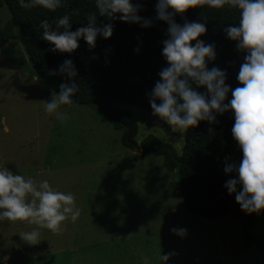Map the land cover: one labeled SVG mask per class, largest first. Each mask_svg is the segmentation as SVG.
Instances as JSON below:
<instances>
[{
	"label": "rangeland",
	"instance_id": "374dc122",
	"mask_svg": "<svg viewBox=\"0 0 264 264\" xmlns=\"http://www.w3.org/2000/svg\"><path fill=\"white\" fill-rule=\"evenodd\" d=\"M10 18L1 7L0 168L71 192L81 213L76 222L65 221L59 234L39 228L35 245L19 234L36 225L0 221V264H142L144 256L159 264L157 252L173 250L177 255L168 264H261L258 249L242 247L236 217L207 221L191 214L176 172L166 171L160 156L135 161L140 152L123 146L124 130L102 122L97 110L62 105L68 114L63 123L46 113L44 102L54 93L38 79L20 42L5 37ZM198 39L208 43L206 37ZM215 52L207 66L222 69ZM126 109L137 126L138 148L153 136L181 155L185 134L171 132L152 112ZM223 167L218 172L227 181ZM254 216L252 235L262 238L264 211ZM173 227L186 228V236L171 233Z\"/></svg>",
	"mask_w": 264,
	"mask_h": 264
},
{
	"label": "clouds",
	"instance_id": "9594fccd",
	"mask_svg": "<svg viewBox=\"0 0 264 264\" xmlns=\"http://www.w3.org/2000/svg\"><path fill=\"white\" fill-rule=\"evenodd\" d=\"M62 2L18 0L21 8L39 6L49 11H55ZM94 4L99 17L106 18L108 23L99 24L96 13H90L87 23L75 31H70L72 25L68 15L58 18L55 28L47 20L40 22L43 40L54 46L50 51L71 54L78 48L81 38L89 49H94L98 35L103 39L112 36L111 21L117 19L141 28L153 24V19L138 15L144 10L139 0L136 3L132 0H94ZM205 5L215 9L227 5L239 10L238 25H227L223 31L227 38L235 41L238 51L246 53L236 75L242 86L230 89L226 84V71L207 66L206 61L215 60V45L198 39L206 32L203 23L184 19L183 14L188 9ZM154 9V19L167 24L166 38L161 41V55L167 66L158 72L159 79L146 93L152 114L169 125L171 132L183 135L200 121L212 124L217 114L231 112L234 118L231 133L242 156L239 163L225 158L223 171L230 178L223 186L229 195H234L241 211L260 215L264 211V0H156ZM177 15L184 19L183 24L175 21ZM139 50L134 49L137 53ZM107 51L110 50H106V54ZM57 71L70 82L59 85V93L52 94L50 102H44V110L63 123L68 114L60 109L62 105L74 103L77 72L70 59L58 65ZM201 87L206 93L198 91ZM230 91L231 99H227ZM80 213L71 192L53 188L48 180L37 184L32 178L26 179L7 167L0 168V221L36 225L37 228L19 234L26 243L40 242L39 228L59 234L64 222H76ZM170 232L183 238L187 229L173 227ZM176 255L174 250L157 252L155 259L159 264H168L170 257ZM142 264H150V258L142 257Z\"/></svg>",
	"mask_w": 264,
	"mask_h": 264
},
{
	"label": "trees",
	"instance_id": "16d2710c",
	"mask_svg": "<svg viewBox=\"0 0 264 264\" xmlns=\"http://www.w3.org/2000/svg\"><path fill=\"white\" fill-rule=\"evenodd\" d=\"M132 2L136 3L137 0ZM139 2L144 10L138 15L153 19L151 27L141 28L138 24L117 19L111 21L113 33L110 38L103 39L98 35L94 49H89L81 38L78 48L69 54L50 51L54 46L43 40L40 22L47 20L55 28L56 20L68 15L72 25L70 31H75L87 23L86 18L90 13H96L99 24L108 23L106 18L99 17L94 0H63L55 11L39 6L24 9L19 6L18 0H0V8L6 6L11 15L4 28V35L7 39L15 38L20 42L38 79L45 82L51 92L58 94L59 85L70 82L66 76L58 73V65L65 59L72 60L77 72V92L73 97V104L92 107L99 112L102 122L112 124L116 130L123 129L122 144L129 149L133 148L126 142L127 130L111 119L128 125L131 142L136 145L134 138L137 126L126 108L134 107L152 112L146 93L159 79L158 72L167 66L161 55V41L166 38L167 24L154 19L156 0ZM183 16L188 22L196 21L205 25L206 32L201 37H206L208 43L215 45L230 89L242 86L236 80V75L246 53L238 51L235 41L227 38L223 31L227 25H238L239 10L227 5L221 9L205 5L188 9ZM184 19L179 15L175 16L177 23L183 24ZM15 30L18 31V36L14 34ZM136 48L140 49L138 53L134 51ZM106 50L110 51L106 54ZM198 91L206 93V89L202 87ZM227 99H231V91ZM233 123L231 112L217 114L216 122L212 124L200 121L185 133L180 156L171 145L148 136L139 144L140 155L135 161L147 155L160 156L165 170L176 172L184 207L191 214L207 221L236 217L240 222L242 247L258 249L261 264H264V237L257 238L251 232L255 216L241 211L234 195H229L224 188L226 180L218 172L226 157L230 161L236 159L235 162L239 163L242 156L232 137Z\"/></svg>",
	"mask_w": 264,
	"mask_h": 264
},
{
	"label": "water",
	"instance_id": "95a60500",
	"mask_svg": "<svg viewBox=\"0 0 264 264\" xmlns=\"http://www.w3.org/2000/svg\"><path fill=\"white\" fill-rule=\"evenodd\" d=\"M111 121L122 126L123 128H125L127 130L126 141L132 148H135L139 154V152H140L139 148L133 142H131V130L129 129L128 125L126 123H124L123 121H120V120H117L114 118H112Z\"/></svg>",
	"mask_w": 264,
	"mask_h": 264
}]
</instances>
